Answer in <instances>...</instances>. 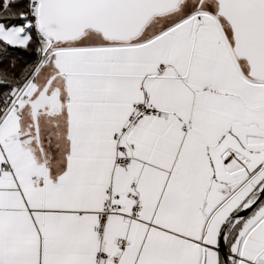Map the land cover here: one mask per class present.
<instances>
[{
  "label": "snow or ice",
  "instance_id": "obj_1",
  "mask_svg": "<svg viewBox=\"0 0 264 264\" xmlns=\"http://www.w3.org/2000/svg\"><path fill=\"white\" fill-rule=\"evenodd\" d=\"M0 264H264V0H0Z\"/></svg>",
  "mask_w": 264,
  "mask_h": 264
}]
</instances>
